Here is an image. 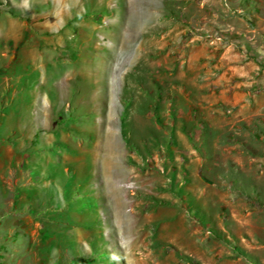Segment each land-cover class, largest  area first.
I'll list each match as a JSON object with an SVG mask.
<instances>
[{
  "label": "rangeland",
  "instance_id": "1",
  "mask_svg": "<svg viewBox=\"0 0 264 264\" xmlns=\"http://www.w3.org/2000/svg\"><path fill=\"white\" fill-rule=\"evenodd\" d=\"M0 264H264V0H0Z\"/></svg>",
  "mask_w": 264,
  "mask_h": 264
},
{
  "label": "crops",
  "instance_id": "2",
  "mask_svg": "<svg viewBox=\"0 0 264 264\" xmlns=\"http://www.w3.org/2000/svg\"><path fill=\"white\" fill-rule=\"evenodd\" d=\"M3 219H4L5 221H4ZM7 219H8V218H5V217H1V218H0V222H2V220L5 222V223L3 224L2 229H4V228L6 229V228L9 227V225L6 224V221H8ZM0 229H1V228H0Z\"/></svg>",
  "mask_w": 264,
  "mask_h": 264
}]
</instances>
